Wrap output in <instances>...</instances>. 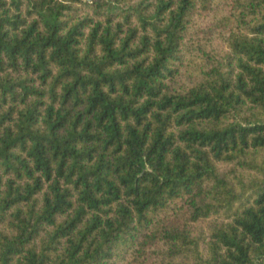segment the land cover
Segmentation results:
<instances>
[{
    "label": "trees",
    "instance_id": "obj_1",
    "mask_svg": "<svg viewBox=\"0 0 264 264\" xmlns=\"http://www.w3.org/2000/svg\"><path fill=\"white\" fill-rule=\"evenodd\" d=\"M0 264H264V0H0Z\"/></svg>",
    "mask_w": 264,
    "mask_h": 264
}]
</instances>
